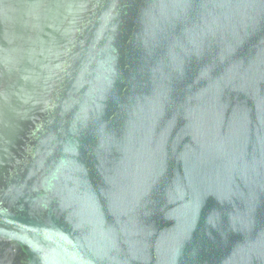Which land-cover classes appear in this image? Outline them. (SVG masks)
Instances as JSON below:
<instances>
[{
    "label": "water",
    "instance_id": "95a60500",
    "mask_svg": "<svg viewBox=\"0 0 264 264\" xmlns=\"http://www.w3.org/2000/svg\"><path fill=\"white\" fill-rule=\"evenodd\" d=\"M0 264H264V0H0Z\"/></svg>",
    "mask_w": 264,
    "mask_h": 264
}]
</instances>
